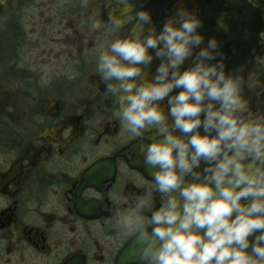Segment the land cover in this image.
<instances>
[{"label":"flooded vegetation","instance_id":"obj_1","mask_svg":"<svg viewBox=\"0 0 264 264\" xmlns=\"http://www.w3.org/2000/svg\"><path fill=\"white\" fill-rule=\"evenodd\" d=\"M52 4L0 0V264H139L135 233L116 221L131 209L127 193L151 182L142 152L156 131L132 137L95 71L100 52L131 25L107 30L117 0ZM136 7L150 12L157 32L178 8L194 12L200 48L215 38L221 56L212 63L223 59L228 72L246 65V76L253 57L264 56V0H136ZM94 19L99 31L89 30ZM160 63L153 60L146 79Z\"/></svg>","mask_w":264,"mask_h":264},{"label":"clouds","instance_id":"obj_2","mask_svg":"<svg viewBox=\"0 0 264 264\" xmlns=\"http://www.w3.org/2000/svg\"><path fill=\"white\" fill-rule=\"evenodd\" d=\"M117 2L107 30L131 25L129 35L100 52L95 71L125 130L142 138L155 129L156 138L142 152L151 182L127 193L131 209L116 226L135 233L139 264H264V56L253 57L246 76V65L228 72L223 59L212 63L221 56L215 38L200 48L194 12L178 8L157 32L136 0ZM102 27L94 19L89 30ZM155 58L161 63L146 79Z\"/></svg>","mask_w":264,"mask_h":264},{"label":"rangeland","instance_id":"obj_3","mask_svg":"<svg viewBox=\"0 0 264 264\" xmlns=\"http://www.w3.org/2000/svg\"><path fill=\"white\" fill-rule=\"evenodd\" d=\"M51 2H53V5H56L57 8H59V5L62 3V0H50Z\"/></svg>","mask_w":264,"mask_h":264}]
</instances>
